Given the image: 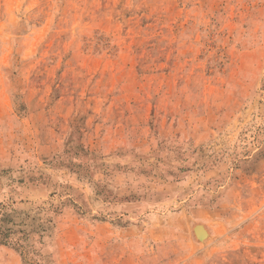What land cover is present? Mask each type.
I'll return each mask as SVG.
<instances>
[{"label": "rangeland", "instance_id": "rangeland-1", "mask_svg": "<svg viewBox=\"0 0 264 264\" xmlns=\"http://www.w3.org/2000/svg\"><path fill=\"white\" fill-rule=\"evenodd\" d=\"M0 231V264H264V0H0Z\"/></svg>", "mask_w": 264, "mask_h": 264}, {"label": "water", "instance_id": "water-1", "mask_svg": "<svg viewBox=\"0 0 264 264\" xmlns=\"http://www.w3.org/2000/svg\"><path fill=\"white\" fill-rule=\"evenodd\" d=\"M195 236L198 240H203L207 237V231L202 225H196L193 229Z\"/></svg>", "mask_w": 264, "mask_h": 264}, {"label": "trees", "instance_id": "trees-1", "mask_svg": "<svg viewBox=\"0 0 264 264\" xmlns=\"http://www.w3.org/2000/svg\"><path fill=\"white\" fill-rule=\"evenodd\" d=\"M7 236L8 235H6V234H4L3 232L0 231V243L3 242L6 239Z\"/></svg>", "mask_w": 264, "mask_h": 264}, {"label": "crops", "instance_id": "crops-1", "mask_svg": "<svg viewBox=\"0 0 264 264\" xmlns=\"http://www.w3.org/2000/svg\"><path fill=\"white\" fill-rule=\"evenodd\" d=\"M195 226H196V225H195ZM195 226H194V227H195ZM202 226H203V225H202ZM203 227H204V226H203ZM193 229H194V228H193ZM205 230H206V228H205ZM206 231H207V230H206ZM193 232H194V231H193ZM194 235H195V234H194ZM207 236H208V231H207ZM195 237H196V236H195ZM196 238H197V237H196Z\"/></svg>", "mask_w": 264, "mask_h": 264}]
</instances>
